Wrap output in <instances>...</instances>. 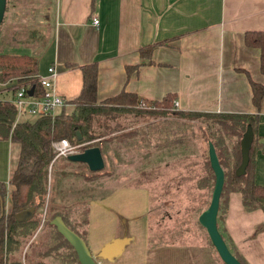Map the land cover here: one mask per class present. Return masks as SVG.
<instances>
[{"label":"crops","instance_id":"0c3cea01","mask_svg":"<svg viewBox=\"0 0 264 264\" xmlns=\"http://www.w3.org/2000/svg\"><path fill=\"white\" fill-rule=\"evenodd\" d=\"M249 30L264 31V0H5L0 53L36 58V74L53 66L54 90L65 101L80 90L79 66L94 62L97 101L123 90L145 102L169 94L180 110L255 114L252 178L264 187V93L257 110L249 86L264 77L259 49L243 42ZM146 45L149 62L139 54ZM14 81L0 82L1 99L11 97ZM67 108L72 104L54 114ZM16 152L15 143L0 138V181H7ZM225 200L227 235L248 264H264V214L244 209L236 191ZM86 206L82 232L92 255L115 237L129 238L116 256L95 257L96 264H217L201 245L151 246L143 187L119 185Z\"/></svg>","mask_w":264,"mask_h":264},{"label":"rangeland","instance_id":"374dc122","mask_svg":"<svg viewBox=\"0 0 264 264\" xmlns=\"http://www.w3.org/2000/svg\"><path fill=\"white\" fill-rule=\"evenodd\" d=\"M157 104L143 101L139 107L151 108ZM110 114V118L97 117L103 125L95 127L92 124L97 131L104 133L99 137L103 166L90 171L82 163H64L63 168L77 176L57 178L53 198L55 210L61 212L69 225L81 233L89 198L100 197L119 185L140 186L147 190L149 196L147 218L151 246L159 243L201 245L209 250L212 261L223 264L197 221V215L208 204L212 188V172L206 151L207 142H211L219 165L226 174V177L223 175L224 186L218 198L217 230L228 250L248 264L223 228L225 199L233 183L229 179L239 161L238 139L242 131L240 123H236L237 117H190L175 113L165 116ZM49 174L51 178V172ZM7 200L6 196L5 211L8 209ZM34 211L32 217L38 221L36 229L29 238H21L25 241L24 246L19 248L20 252L17 249L14 253L20 258L26 253L27 259L33 263L41 260L43 264H78L73 255L65 261L53 254V249L45 257L38 256L56 243L60 244L56 252L70 251V248L49 224L50 214L45 212V206Z\"/></svg>","mask_w":264,"mask_h":264},{"label":"trees","instance_id":"16d2710c","mask_svg":"<svg viewBox=\"0 0 264 264\" xmlns=\"http://www.w3.org/2000/svg\"><path fill=\"white\" fill-rule=\"evenodd\" d=\"M243 42L247 46H256L259 49L258 69L264 77V31H245ZM151 47L152 45H146L139 48L140 57L141 59H145L144 61L146 62H149ZM36 64V58L25 53H0V82L11 78L15 79L14 83L7 87L10 91V96L13 95L18 87H31V95L40 94L41 87L35 78ZM79 69L81 76L80 90L74 98L66 101L72 104L70 112L62 110L52 117L47 114L38 116L25 115L14 121V104L9 102L8 99L0 98V138L8 139L17 144L16 162L10 171L7 181H0V264H24L25 262L27 264H43L41 260L33 263L32 260L27 259L26 253L23 254L22 258L16 252L14 253V251L24 246L25 241H22L21 238L24 236L29 238L36 229L38 222L32 216L26 220L17 221L14 218V213L21 209L31 206L34 209L45 206V212H49L50 214L49 219L54 215H59L64 224L83 239V232L80 233L69 225L64 219L63 214L55 210L56 206L53 204L57 178L77 176L72 174L73 172L65 170L63 168L64 163L82 162L68 160L66 156H58L51 161L53 156L51 142L61 137L66 138L71 144L77 145V151H81L83 148L89 146L99 147L101 143L99 137L104 133L97 131L96 128L92 127V124H95V127L103 125L97 117L110 118L112 117L110 113L151 114L156 116L175 113L178 116L198 117L202 115L223 119H229V116L234 115L237 117L236 123H240V132L244 129L245 124L248 123L251 126L253 136L248 151V163L245 167V174L237 177L232 172V177L229 180L233 182L231 184V191L239 193L244 209L259 208L264 214V187L254 182L252 178L251 147L256 137L254 135L255 114L180 110L174 107L171 95L169 94L164 95L160 100H154V103H158L156 106L152 105L151 108L150 106L139 107V104L143 103V101L134 93L123 90L97 101L95 99V63L82 64L79 66ZM249 86L251 90V103L258 110L261 97L264 93V82L259 83L249 80ZM54 163H59V165L54 166ZM222 171L226 177L225 171L223 169ZM50 172L52 174L51 178ZM222 183L221 190L223 189L224 181ZM7 186H10L8 190ZM6 196L8 198L7 211L4 209ZM218 209L219 207H217ZM52 227L54 228V226ZM62 239L64 240L63 237ZM19 244L21 245L19 246ZM57 245L60 246L59 243L50 245L38 253V256L41 258L45 257L53 249V254L63 257V260L70 259L71 255L76 259L75 253L69 244L70 251L65 252H56ZM234 256L241 264H244L241 258L236 255Z\"/></svg>","mask_w":264,"mask_h":264},{"label":"water","instance_id":"95a60500","mask_svg":"<svg viewBox=\"0 0 264 264\" xmlns=\"http://www.w3.org/2000/svg\"><path fill=\"white\" fill-rule=\"evenodd\" d=\"M5 0H0V20L4 9ZM27 94H31V87L27 89ZM251 126L246 123L238 139L239 161L234 168L236 176L242 175L248 163V151L252 141ZM207 160L209 168L213 175L212 188L209 195L207 206L197 215L198 223L204 228L206 235L211 243L218 258L223 264H241L235 256L228 250L222 236L216 226V212L218 207V198L223 182V171L219 165L213 145L207 142ZM71 161L82 162L90 171H95L103 166V159L98 146H89L81 151H76L66 155ZM34 208L28 207L18 210L14 213L17 221H23L32 216ZM49 224L54 226L55 230L64 238V240L73 249L78 264H96L94 258L110 259L116 256L125 244L129 241L127 236L115 237L102 244L95 255H92L83 239L73 230L68 228L59 215H54L49 219Z\"/></svg>","mask_w":264,"mask_h":264},{"label":"built area","instance_id":"2783aa9c","mask_svg":"<svg viewBox=\"0 0 264 264\" xmlns=\"http://www.w3.org/2000/svg\"><path fill=\"white\" fill-rule=\"evenodd\" d=\"M91 22L96 24L97 19L93 17ZM55 74L53 66H47L45 74H35L36 82L41 87V92L38 95H28V87L16 88L13 95L8 98V101L15 106L14 121L25 115L38 116L47 114L52 117L55 109L65 104V99L54 90L53 79ZM62 141H67V148L61 143ZM51 149L53 152L52 161L55 157L66 156L69 153L76 152L77 145L71 144L66 138L61 137L51 142Z\"/></svg>","mask_w":264,"mask_h":264},{"label":"clouds","instance_id":"9594fccd","mask_svg":"<svg viewBox=\"0 0 264 264\" xmlns=\"http://www.w3.org/2000/svg\"><path fill=\"white\" fill-rule=\"evenodd\" d=\"M61 143L64 145L65 148L68 147V143H67V141H62Z\"/></svg>","mask_w":264,"mask_h":264}]
</instances>
